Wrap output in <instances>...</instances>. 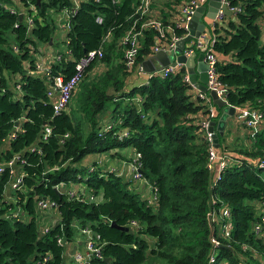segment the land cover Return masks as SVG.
Returning a JSON list of instances; mask_svg holds the SVG:
<instances>
[{"label": "trees", "instance_id": "16d2710c", "mask_svg": "<svg viewBox=\"0 0 264 264\" xmlns=\"http://www.w3.org/2000/svg\"><path fill=\"white\" fill-rule=\"evenodd\" d=\"M167 1L159 9L163 18L182 0ZM138 2L79 0L65 30L67 51L57 53L60 58L50 60L44 72L36 61L44 56L42 46L54 42L50 10L60 11L71 0H0V164L15 156L17 170L25 173L23 188L13 189L28 215H14L13 201L2 199L11 175L6 166L0 170V264H63L65 245L78 222L98 232L103 242L101 256L91 257L88 264H211L210 238L215 233L218 261L264 264V0H228L236 11L212 27L216 74L227 103L263 113L255 131L243 129L226 140L233 128H242L234 119L237 126L218 135V152L232 160L215 182L206 166L207 143L200 125L207 104L183 78L184 68L164 77L151 75L145 83L139 74L140 81L128 79L135 67L125 66L122 53L113 62L120 37L134 23L139 28L145 18H139ZM107 31L114 38L103 43V56L88 64L66 107L55 112L54 97L46 94L54 76L72 75L77 59L96 48ZM156 36L152 27L141 29L136 63L150 56ZM108 100L114 103L107 111L109 127L101 122ZM45 126L50 131L44 137ZM124 146L132 148L127 158L115 151ZM105 151L119 159L139 154L142 175L155 187L154 203L145 186H137L139 181L101 165L90 171L94 158L82 177L85 169L78 162L88 153ZM62 183L77 193L69 195ZM81 184L93 193L101 191L102 199L87 197ZM40 196L57 203V221L47 231L36 219ZM212 198L232 213L229 236L217 234L215 221L210 235ZM257 222L261 232L254 229Z\"/></svg>", "mask_w": 264, "mask_h": 264}, {"label": "built area", "instance_id": "2783aa9c", "mask_svg": "<svg viewBox=\"0 0 264 264\" xmlns=\"http://www.w3.org/2000/svg\"><path fill=\"white\" fill-rule=\"evenodd\" d=\"M119 0H112V2H118ZM222 4H225L230 10L236 11V7L230 6L228 0H220ZM153 0H139L136 11H139V18L145 16L144 20L141 22L139 28H135V23L127 29L124 34L120 37L121 49H123V61L125 66L128 69L137 68L140 72H146L142 66V61L136 63L137 51H138V42L139 35L141 33V29L143 27H152L157 31L156 40L152 46V52L148 58H154L155 53L164 49L167 52L171 49L174 51L176 47V41L189 32V21L196 11L197 7L207 2V0H182L176 3V8L174 11L169 12L168 16L163 18V14L159 9L154 10L151 8ZM79 5V0H71V5L64 7L61 9L63 16L65 18V22L62 25V28L67 30L70 27V15L71 13L77 11ZM24 15V11H20ZM225 14L221 8H219L215 12V16L211 20L212 26L216 22H220L224 18ZM28 23H31V18L28 17ZM96 20L98 22L102 21V16L97 15ZM180 31V32H179ZM110 31H107L106 34L102 37L100 44L93 49L88 50L84 55L79 57L75 62V71L72 75L67 78H63L61 75H56L51 81L50 85L46 90V94L48 97H54L52 105L55 112L61 111L68 104L73 89L75 88L77 82L81 78L85 68L88 64L94 60H99L103 56V43L106 42V38L109 35ZM215 40V35L208 36L205 32L201 33L197 38H194L193 43L204 53V60L207 63V91H197V95L204 100L207 104L208 111L201 118L200 125L203 129V135L205 141L207 143V161L206 166L213 174V182H215L220 176L223 169L228 165V163L232 160L228 155L219 153L217 150V146L214 141V133L215 128L213 130L209 129L211 120H213V116L215 115V109L213 107L214 103L211 100V97L208 93L210 89H214L218 96L225 98V89L224 85L217 78L216 74V55L213 51V42ZM193 46H185L182 50L186 55H188L192 51ZM53 58L58 59L60 55L56 53L55 57L48 58L47 56H40L36 61V67L39 70L48 71L49 70V62ZM175 59V58H174ZM171 59L166 65H159L154 70L148 71V76L151 75H160L162 77L167 76L171 73L177 72L184 68L183 78L189 82L188 73L183 63L172 61ZM147 80L145 81V83ZM19 87V85H17ZM235 106V114L233 118L242 126L243 129H253L252 131L257 130V126L259 125L263 113L258 109L246 105ZM215 120V119H214ZM107 127L109 125L106 124ZM44 137L46 133H49V126H45L44 129ZM11 136L15 135V131H12ZM67 134H65L66 136ZM139 154L135 153L132 156V159H120L117 164H108L107 156L105 152L95 158L96 163H92L89 166V170L92 171L97 167V165H101L109 171H113L123 176V173L129 175L133 181H149L144 179L142 172L140 170V161ZM264 165V161L260 163ZM120 165V166H118ZM8 167L9 172L11 173L9 180L4 185V191L2 193L4 199V203H9L11 200L7 195V191L9 187L14 189H22L24 183V175L25 173L22 170H17L16 158L13 156L9 160L5 161V163L0 164V170L4 169V167ZM127 178V177H126ZM64 184V183H62ZM58 187V185H56ZM148 200L150 203H154L156 201V192L155 187L150 184V187H147ZM66 193L74 196L77 193V190L74 188L68 187L66 189ZM212 202H215V199L212 198ZM38 208V217L39 220L43 218V211H48L50 209L56 211V205L54 199H50L46 196L38 197L37 201ZM264 209V204H263ZM212 214V219L215 221L216 232L221 236H229L233 229V220L232 213L229 207L224 203L215 202L212 210L209 212ZM14 215H20V211L16 210L13 213ZM261 219L264 220V213L261 215ZM48 225H44L43 231L48 230ZM215 227V226H214ZM254 229L256 232H261V224L257 222L254 225ZM81 232L85 235V245L82 250L77 249L73 252V264H85L89 263V259L93 256H101V246L103 242L100 239V234L93 229L89 225L80 226ZM57 240L63 243L62 236H58ZM212 242L213 249L210 251L208 256V261L211 264H229L227 261H218L216 259L217 246L220 245V240L216 233L210 238ZM65 255V253H63ZM47 256L44 257L43 260H46ZM218 261V262H217Z\"/></svg>", "mask_w": 264, "mask_h": 264}, {"label": "water", "instance_id": "95a60500", "mask_svg": "<svg viewBox=\"0 0 264 264\" xmlns=\"http://www.w3.org/2000/svg\"><path fill=\"white\" fill-rule=\"evenodd\" d=\"M221 8L225 15H230L231 10L225 5L222 4L220 0H208L206 5L202 4L197 7L196 11L192 15L189 21V32L182 38L176 41V47L174 49L176 53L175 59L172 61L173 63L179 62L183 63L187 73L189 82L196 88L197 91L206 92L207 91V81H208V74H207V63L204 60V53L202 51H196V49H192V51L186 55L182 52L185 46H191L187 44L189 40H194L197 38L201 33L205 32L206 30V22L200 21V17L205 11V15L210 18V21L215 16V12ZM23 16L22 12H19V19L21 20ZM212 22V21H211ZM50 43H52V39H50ZM171 60L169 53L164 50H158L154 58H146L142 60V66L146 72L145 75L148 77L147 72L154 70L159 65H166ZM212 102L217 106L221 107V113L216 120H211L209 129L213 130L215 128L214 133V141L215 145L218 147V134H223V129L225 127V119L229 116L230 113L234 111V105L227 103L226 99L218 96L217 92L214 89H210L208 91ZM208 224L210 229V235L213 232L214 224L212 219V214H207ZM111 225L122 227V225L116 224L114 221L111 222ZM123 228L127 229V226ZM103 259L105 261H110V256H104ZM87 264V263H85Z\"/></svg>", "mask_w": 264, "mask_h": 264}, {"label": "rangeland", "instance_id": "374dc122", "mask_svg": "<svg viewBox=\"0 0 264 264\" xmlns=\"http://www.w3.org/2000/svg\"><path fill=\"white\" fill-rule=\"evenodd\" d=\"M50 15H51V17L53 18V21H54V31H53V37H54L53 40H54V42L51 43L49 46H46V48H45V46H42V49L44 48V51H43V53H40V54H44V56L50 55V56H47V57H53L56 53H64V52L67 51V44H66V40H65V29L62 28V25L65 22V18L63 16V13H62L61 10L60 11L59 10L58 11L50 10ZM27 22H28V19H27ZM211 31H212L211 26H210L209 22L207 21V26H206L205 32L209 36H211V34H210ZM113 38H114V34L110 31L109 35L106 38V43L110 42ZM261 41L264 42V34H262V36H261ZM187 43L190 44L191 46H193V48L196 49V51H199V49L194 45L193 40H189ZM122 50L123 49L120 48L118 51H115L113 62H117L119 60L120 53H123ZM168 53H169L171 59H174L176 57V53L173 52V50L170 49L168 51ZM113 105H114V103L112 101L108 100L106 102V109H105L104 112H106V114H107L108 113L107 111L110 110ZM229 126L230 127L231 126H234V127L237 126L235 121H234V118L230 119L227 127H229ZM112 150H114V149H112ZM115 151H119L122 154V157L127 158L132 153V148H131V146L118 147V148H115ZM105 153L106 154L108 153V155H109L110 152L109 151H105ZM97 154H99V153H95V152L88 153L78 162V164L80 166L84 167V169H85V170L82 171V177H86V174H87L86 169L88 168V165L90 164L91 159H93V158L95 159L97 157L96 156ZM118 166H120V165H118ZM123 176L127 177V178H130L129 175L127 174V172L123 173ZM134 182H136V181H134ZM141 183H144L147 187H150V184L148 182L146 183V182L141 181ZM68 186H71V185L61 184V188L62 189H65ZM9 189H10V192H11V198L9 197V194H10L9 191H7V195L10 198V200L13 201V204H14L13 205V210L20 211V214L22 215V218L23 219H27L28 215L22 210L21 205L17 202L16 191L13 188H10V187H9ZM79 189L81 191H83L86 194L87 197L90 196L92 200L99 201V200L102 199L103 195H102L101 191L93 193L91 190L86 189L84 184H81L79 186ZM45 212L46 211L42 212L43 213L42 216H44V217L48 216L49 219L51 218V221L49 220V222H47V221H45L43 219H41V221L38 220L39 219L38 218V211L36 212V219L39 222V228L42 229V230L44 228V225H48V226L50 225L51 226V225H53L55 223V221L53 219L54 214H45ZM56 215H57V213H56ZM80 225H81L80 222L74 224V234L71 237V239L69 240L70 242L67 241V242H69V248L67 249V254L65 255L63 264H73V258H72L73 252L75 250H77V249L82 250L84 248L85 235L81 232Z\"/></svg>", "mask_w": 264, "mask_h": 264}, {"label": "crops", "instance_id": "0c3cea01", "mask_svg": "<svg viewBox=\"0 0 264 264\" xmlns=\"http://www.w3.org/2000/svg\"><path fill=\"white\" fill-rule=\"evenodd\" d=\"M208 1V0H207ZM167 0H153V2H152V4H151V8H153L154 10H156V9H161V8H163V6L165 5V4H167ZM207 3V2H206ZM206 3H204L205 5H206ZM169 13V12H168ZM200 21H203V22H206V26H207V21L209 22V24H210V26H211V29H212V23H211V21H210V18L209 17H207L206 15H205V11L203 12V14L201 15V17H200ZM206 33V32H205ZM207 34V33H206ZM210 34H211V36H213L214 35V33H213V30L210 32ZM208 35V34H207ZM209 36V35H208ZM188 44V43H187ZM46 56H50V55H46ZM52 56V55H51ZM48 58H50V57H48ZM136 74H139L141 77H143V78H145L146 80H147V78H149L150 76H148V77H146V75H145V73H143V72H140L139 70H137V68H135V69H133L129 74H128V79H133V80H137V81H140L139 79H138V76L136 75ZM147 74H148V72H147ZM145 80V81H146ZM213 107H214V109H215V111H217L218 110V108H221V107H217L216 105H213ZM220 113H221V110H220ZM220 113H219V115H220ZM235 114V106H234V111H233V113H230L229 114V116H227L226 117V119H225V127H224V129H223V133H224V131L225 130H229V128L230 127H228L227 128V126H228V123H229V121H230V119H233V115ZM109 118H110V111L106 114V112H103L102 113V117H101V122H102V124H107V122H109L110 120H109ZM244 132V130H243V128H239V127H237V128H233V132L231 133V134H229V138L228 137H226V140H228V141H231V139H232V137L234 136V135H236V133L237 134H242ZM218 135H220V134H218ZM222 135V134H221ZM218 149V148H217ZM113 151V150H112ZM218 151L219 152H221L219 149H218ZM99 155H101V153L100 154H97L96 156H99ZM105 155L107 156V162H108V164H117L119 161H120V159L118 158V157H112L111 155H110V153H109V155H108V153L106 154L105 153ZM139 185H144L145 187L143 188L144 189V192H145V194L147 195L149 192H148V190H147V186L144 184V183H141V181H139V182H137V186H139ZM56 211L54 210H52V209H50V210H48V211H46L45 212V214H54V217H53V219H54V221H57V215H56ZM43 220H45V221H47V222H49V220L51 221V218L49 219V217L48 216H43V218H42ZM70 242V241H69ZM69 242H67L66 243V246H65V251H64V253H65V255L67 254V249L69 248ZM65 255H64V258H65Z\"/></svg>", "mask_w": 264, "mask_h": 264}]
</instances>
